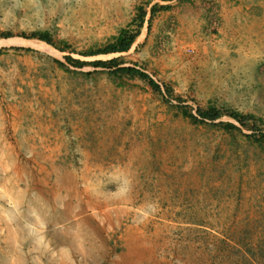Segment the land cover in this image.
Here are the masks:
<instances>
[{"label":"rangeland","instance_id":"obj_1","mask_svg":"<svg viewBox=\"0 0 264 264\" xmlns=\"http://www.w3.org/2000/svg\"><path fill=\"white\" fill-rule=\"evenodd\" d=\"M0 51V264H264V0H0ZM210 105L254 119L181 109Z\"/></svg>","mask_w":264,"mask_h":264},{"label":"trees","instance_id":"obj_2","mask_svg":"<svg viewBox=\"0 0 264 264\" xmlns=\"http://www.w3.org/2000/svg\"><path fill=\"white\" fill-rule=\"evenodd\" d=\"M162 2L169 3L174 0H161ZM158 9L162 10H169L170 6H159L155 5L151 8V19L155 17L157 14ZM148 16V12L143 8L140 7L138 9V14L134 19L133 23L129 28H125L120 31L119 35L115 38V40L108 44L104 49L99 50L97 52H92L88 54H84V56H97V55H108V54H121L129 52L134 44L136 43L137 39L141 36L142 30L146 23V18ZM9 38L10 36H6ZM25 39H36L42 42L47 43L53 47H56L54 44L51 35L48 32L39 33L31 38L23 36ZM68 49L63 48L60 51L66 52ZM2 51H0V55ZM67 64L76 68V69H83L87 66L93 67L94 69H102L108 71L110 75L121 79V78H128L131 80L139 79L142 80L151 87V89L156 93L159 94L165 99V101L169 102V98L175 97L174 91L171 87L166 86L165 90L160 86L155 80L151 78V76L146 73L144 70L139 69L137 66H124V64L118 59H112L109 61L98 60L95 62H84L81 60H76L72 56H66ZM57 64L61 68H66V64L60 61H57ZM176 100L182 104L183 100L180 97H177ZM182 113L184 117L188 118L194 125H206L210 123L212 125H216L222 128L227 133H233L235 131H241V128L238 127L235 123L228 122H219L224 117H229L230 119L237 122L242 127H247L248 123L254 119L251 115H244L239 112H235L233 110H223L219 109L215 106L210 105L207 108H200L196 111V113L189 112L184 108ZM264 140V134L261 136Z\"/></svg>","mask_w":264,"mask_h":264}]
</instances>
